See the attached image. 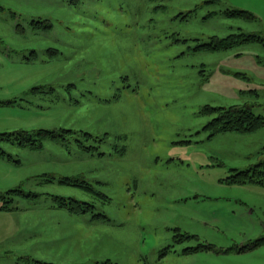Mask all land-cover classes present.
Instances as JSON below:
<instances>
[{
    "label": "rangeland",
    "instance_id": "rangeland-1",
    "mask_svg": "<svg viewBox=\"0 0 264 264\" xmlns=\"http://www.w3.org/2000/svg\"><path fill=\"white\" fill-rule=\"evenodd\" d=\"M0 8V102L14 101L0 104V133L73 131L38 149L0 141L11 158L0 156V192L38 195L14 197L23 230H2L0 264L262 261L264 244L226 251L264 238V188L226 179L264 160V127L210 137L203 128L217 113L203 110L249 106L264 117V45L198 46L240 32L264 39V0ZM58 196L93 208L70 213ZM200 245L211 249L185 252Z\"/></svg>",
    "mask_w": 264,
    "mask_h": 264
},
{
    "label": "trees",
    "instance_id": "trees-1",
    "mask_svg": "<svg viewBox=\"0 0 264 264\" xmlns=\"http://www.w3.org/2000/svg\"><path fill=\"white\" fill-rule=\"evenodd\" d=\"M1 9V8H0ZM233 15H239L244 17H252L247 11H234ZM47 26L46 28H49ZM212 41L207 44L199 45L198 48H206L209 50L225 51L234 49L235 47L247 44V43H262L264 45V39L259 35L246 34L244 32L231 34L225 38L212 37ZM14 101L9 102H0V104H13ZM203 113L215 114L217 116L213 118L204 128V131L209 133L210 137H214L223 132H241L249 133L254 132L258 129L264 127V117L254 113L251 107L249 106H231V107H205ZM73 132L72 130H62L60 133L56 131L49 130H33V131H15L13 133H0V141L10 142L13 144L20 145L22 147H30L32 149H38L43 147L44 140H57L62 141L66 140V134ZM88 136H91L88 134ZM81 147L85 150L92 151L97 149L95 146H85L81 144ZM0 156L8 157L11 159L7 152L0 147ZM232 176L226 179L227 183L231 184H252L264 188V160L259 164L253 166L252 168L246 171L234 170ZM76 180L69 178L63 179L61 182L65 184H73ZM89 189L88 187H84ZM17 195H22L25 197H36L38 196L35 193H26L20 188L12 189L7 192H0V199L3 200L2 205L0 206V211L11 210L13 209L14 197ZM56 204L59 208L67 209L70 213L80 214L87 213L90 209L93 208L92 205L86 204L90 209L84 208L83 203H78L77 201L64 198V197H54ZM75 204V205H74ZM102 218H106L105 215H100ZM264 244V238L255 240L250 244L244 245L242 247H234L228 249V251H235L237 253H243L255 248H258ZM211 249L209 246L200 245L193 249L185 250L186 253L197 252L199 250ZM39 262V261H37ZM40 264H46L39 262Z\"/></svg>",
    "mask_w": 264,
    "mask_h": 264
},
{
    "label": "crops",
    "instance_id": "crops-1",
    "mask_svg": "<svg viewBox=\"0 0 264 264\" xmlns=\"http://www.w3.org/2000/svg\"><path fill=\"white\" fill-rule=\"evenodd\" d=\"M51 179L58 180L59 182H61L64 179V177H57V178L51 177ZM50 208H52V207H50ZM16 210L17 209L13 208L11 210L0 211V233H2V230H9L10 234H15V233H20L23 230L21 225H20V222L22 221V219H17L15 217H13L14 213H17ZM26 231L28 233H30L29 229H27ZM263 248H264V246H262L259 249H263ZM21 257L24 259V258L31 257V256H21ZM26 260L29 262L28 259H26ZM257 264H264V257H263L262 261H258Z\"/></svg>",
    "mask_w": 264,
    "mask_h": 264
}]
</instances>
